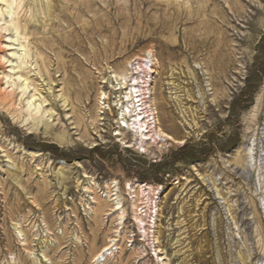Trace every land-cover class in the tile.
<instances>
[{
	"label": "rangeland",
	"instance_id": "obj_1",
	"mask_svg": "<svg viewBox=\"0 0 264 264\" xmlns=\"http://www.w3.org/2000/svg\"><path fill=\"white\" fill-rule=\"evenodd\" d=\"M0 81V264H264V0H0Z\"/></svg>",
	"mask_w": 264,
	"mask_h": 264
},
{
	"label": "bare ground",
	"instance_id": "obj_2",
	"mask_svg": "<svg viewBox=\"0 0 264 264\" xmlns=\"http://www.w3.org/2000/svg\"><path fill=\"white\" fill-rule=\"evenodd\" d=\"M1 1H3V2H5L6 4H9V5H12L16 0H1ZM16 5H17V3H16ZM17 31H18V29H17ZM26 56H28V54H26ZM149 65L151 66V57H150V55H149ZM130 70V69H129ZM136 72V71H135ZM134 76V75H133ZM122 79H124V78H122ZM132 79V78H131ZM124 81V80H123ZM128 81V80H127ZM125 83V82H124ZM143 84L145 83L144 81L142 82ZM147 83V82H146ZM127 84H128V82H127ZM133 85V84H132ZM130 87H132V86H130ZM129 89V88H128ZM127 89V90H128ZM134 89V88H133ZM139 90V89H138ZM132 91V90H131ZM131 91L128 93V94H126V96H125V99H126V101L128 102V104L130 103L129 101H132V94H131ZM133 92V91H132ZM144 92V91H143ZM136 93V92H135ZM142 93V92H141ZM137 94H138V92H137ZM136 94V95H137ZM140 94V93H139ZM137 98H139V95H138V97ZM136 98V99H137ZM10 99H12V94H10V90H8V88H6V87H4L3 86V84L1 83V81H0V101L1 102H7V101H10ZM133 100H135V99H133ZM128 106L129 105H127L126 106V108H128ZM131 106V105H130ZM129 106V107H130ZM132 106H133V104H132ZM125 107V106H124ZM123 107V108H124ZM139 107V106H138ZM132 110V109H131ZM130 110V111H131ZM129 111V110H128ZM132 111H134V110H132ZM126 112V111H125ZM127 113V112H126ZM128 113H130V112H128ZM128 113H127V115H128ZM139 115V114H138ZM142 115V114H141ZM133 116V115H132ZM138 119H140L139 118V116H136ZM132 121V120H131ZM138 125L140 126V128H143L144 127V124H145V122H141V121H139L138 120ZM132 125V124H131ZM126 126V125H125ZM132 129H133V127H131ZM135 128V127H134ZM144 129V128H143ZM147 129V128H146ZM141 134H143V133H141ZM146 135V134H145ZM143 137V136H142ZM159 138H160V136H158ZM144 138V137H143ZM168 140H169V138H167ZM145 140V139H144ZM117 204V203H116ZM115 204V205H116ZM118 204H119V202H118ZM118 208V207H117ZM111 250V248H108V249H106L105 251H104V254H106V253H108L109 251ZM104 254H102L101 256H100V259L101 258H103L104 257ZM97 260H99V259H97Z\"/></svg>",
	"mask_w": 264,
	"mask_h": 264
}]
</instances>
